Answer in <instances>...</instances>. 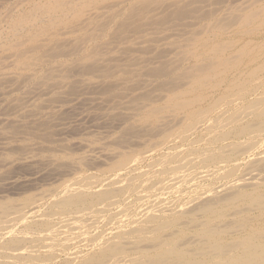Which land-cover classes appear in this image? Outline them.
Segmentation results:
<instances>
[{"label":"bare ground","instance_id":"obj_1","mask_svg":"<svg viewBox=\"0 0 264 264\" xmlns=\"http://www.w3.org/2000/svg\"><path fill=\"white\" fill-rule=\"evenodd\" d=\"M0 264H264V0H0Z\"/></svg>","mask_w":264,"mask_h":264}]
</instances>
